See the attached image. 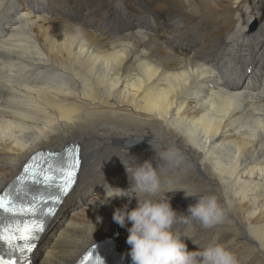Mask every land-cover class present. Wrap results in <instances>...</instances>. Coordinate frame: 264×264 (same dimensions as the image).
Returning <instances> with one entry per match:
<instances>
[{"label":"bare ground","instance_id":"1","mask_svg":"<svg viewBox=\"0 0 264 264\" xmlns=\"http://www.w3.org/2000/svg\"><path fill=\"white\" fill-rule=\"evenodd\" d=\"M21 1L0 19V66L26 69L18 80L0 75V190L37 150L78 143L83 159L63 205L71 196L74 209L32 264H70L108 236L128 252L131 223L112 219L128 199L105 195L129 186L121 161L145 160L160 175L155 199L169 184L194 196L165 194L173 232L196 244L184 240L189 252L216 242L239 264H264V0ZM21 27L31 46L18 59L11 38ZM132 140L142 144L130 150ZM88 193L96 197L83 204ZM207 195L225 218L205 229L187 209Z\"/></svg>","mask_w":264,"mask_h":264},{"label":"clouds","instance_id":"2","mask_svg":"<svg viewBox=\"0 0 264 264\" xmlns=\"http://www.w3.org/2000/svg\"><path fill=\"white\" fill-rule=\"evenodd\" d=\"M172 155L166 158L171 160ZM121 163L129 186L127 189L113 188L106 183L109 190L106 191L105 203L117 198L128 199V204L113 210L112 219L121 228L131 223L126 239V244L130 246L127 255L131 264H239L234 253L216 242L210 243L202 251L189 252L184 240L195 243L191 237L173 232L177 213L165 194L183 190L185 197L194 196L184 188L169 184L163 196L155 199L161 192V179L152 161L145 160L135 166ZM133 199L136 207L129 210ZM187 211L205 229L221 224L225 218V210L215 195L197 197L196 204L189 205Z\"/></svg>","mask_w":264,"mask_h":264},{"label":"snow or ice","instance_id":"3","mask_svg":"<svg viewBox=\"0 0 264 264\" xmlns=\"http://www.w3.org/2000/svg\"><path fill=\"white\" fill-rule=\"evenodd\" d=\"M66 151L68 158L66 166L61 170L60 175V179L63 181L62 184L59 185L61 195L65 194L68 188L73 184L76 169L79 166L78 149L69 148ZM24 173L25 176L21 178V183H23L25 179L36 180L38 175L31 166L25 167ZM42 179L43 183L50 184L55 182L56 177L50 175L48 172H44ZM58 200L59 197L53 198L52 203L55 204ZM0 212L11 215L26 214L35 216L36 206L34 204L31 208L21 209L18 213L15 203L7 195H0ZM52 214L53 209H49L46 213V215L49 216ZM43 231V222L36 219L11 226H5L0 228V245L6 246L9 250H16L20 253L30 254L36 246L35 242L39 239V234ZM23 259L26 264L27 258L23 257ZM91 259V256L86 258L87 261H90ZM0 264H16V261L0 257ZM82 264H86V261H82ZM95 264H102V262L97 259Z\"/></svg>","mask_w":264,"mask_h":264},{"label":"rangeland","instance_id":"4","mask_svg":"<svg viewBox=\"0 0 264 264\" xmlns=\"http://www.w3.org/2000/svg\"><path fill=\"white\" fill-rule=\"evenodd\" d=\"M48 3H49V1H48ZM48 3H46V4H48ZM153 25L155 26L154 28H157L158 31L161 30V29H163V28H165V24L164 23L162 24V26H161V23H159V22H155ZM250 25H252V24L250 23ZM248 29L250 30V28H248ZM263 67H264V63H261L260 71L263 70ZM261 75L262 74L260 73V76ZM92 194L93 193H88V194L85 195V197L83 198V204H86L87 203L86 201L91 200L93 197H96V196H94ZM70 198H72V197L70 196ZM70 198H69V206H68L69 209L67 208V205H66V207H63V210H65V212L60 216V217H63V219H62L63 222H65L70 217L69 214L74 209L72 206L75 203V201L71 200ZM59 218H58V220H59ZM57 223L58 222H56V224L54 225V229H53V232H55V234L58 231V228H61V227H59L60 224L58 225ZM188 250L190 251L191 249L188 248Z\"/></svg>","mask_w":264,"mask_h":264},{"label":"water","instance_id":"5","mask_svg":"<svg viewBox=\"0 0 264 264\" xmlns=\"http://www.w3.org/2000/svg\"><path fill=\"white\" fill-rule=\"evenodd\" d=\"M141 142H136L135 145L132 146L133 149H136L137 146L141 145Z\"/></svg>","mask_w":264,"mask_h":264}]
</instances>
